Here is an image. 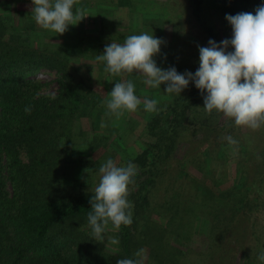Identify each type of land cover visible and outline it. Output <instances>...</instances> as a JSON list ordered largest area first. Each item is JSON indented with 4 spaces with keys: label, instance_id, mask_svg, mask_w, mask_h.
I'll use <instances>...</instances> for the list:
<instances>
[{
    "label": "trees",
    "instance_id": "trees-1",
    "mask_svg": "<svg viewBox=\"0 0 264 264\" xmlns=\"http://www.w3.org/2000/svg\"><path fill=\"white\" fill-rule=\"evenodd\" d=\"M19 1L0 0V264H116L140 249L144 264H264V127L208 113L194 82L169 95L136 73L102 82L83 63H100L106 36L147 32L164 41L158 67L195 74L199 47L230 40L226 16L254 13L258 0H78L89 16L54 41ZM128 81L161 110L142 103L119 125L105 101ZM108 159L137 169L133 223L110 222L98 241L88 214Z\"/></svg>",
    "mask_w": 264,
    "mask_h": 264
},
{
    "label": "clouds",
    "instance_id": "clouds-1",
    "mask_svg": "<svg viewBox=\"0 0 264 264\" xmlns=\"http://www.w3.org/2000/svg\"><path fill=\"white\" fill-rule=\"evenodd\" d=\"M78 0H32V15L35 22L45 30L63 35L69 25H78L87 11L74 6ZM233 29L232 38L221 43L209 40L208 47H199V68L193 74L188 71L180 74L174 67L164 70L157 66L154 59L161 53V39L147 32L129 35L123 43L113 41L106 45L104 53L98 55V61L106 62V70L112 75L136 73L145 77L144 83L152 88L166 85L167 94L181 95L190 82L204 96V109L208 113L214 110L229 119H234L236 126L253 131L264 127V5L251 12L227 15ZM229 47L234 51H229ZM105 101L109 112L117 119L125 112H136L143 103L144 110L157 113L155 99L143 101L135 94L133 82H118ZM54 98V97H53ZM30 112V108H25ZM224 139L230 145L238 141L232 136ZM99 182L91 197V210L88 223L93 229V236L98 241L104 240L109 223L115 230L133 223L132 209L129 201L130 185H135L137 169L128 162L120 166L113 159H108L99 168ZM110 244L119 240L109 237ZM144 250L135 253V259L124 258L116 264H144ZM264 261V253L259 256Z\"/></svg>",
    "mask_w": 264,
    "mask_h": 264
},
{
    "label": "rangeland",
    "instance_id": "rangeland-1",
    "mask_svg": "<svg viewBox=\"0 0 264 264\" xmlns=\"http://www.w3.org/2000/svg\"><path fill=\"white\" fill-rule=\"evenodd\" d=\"M23 1V2H22ZM22 1H19L20 3H24L25 5L23 6H21L20 8L21 9H23V10H26L27 12H29V13H31L32 14V8L34 7V5L32 4V0H22ZM29 1H31L30 3L31 4H29V5H27V3L29 2ZM94 1V2H93ZM25 2H27V3H25ZM88 2H90V3H95V0H88ZM261 5H264V0H258V7L259 6H261ZM253 14H255V12L253 13ZM153 22H155V20H153ZM105 24H106V30H108L109 28H110V26H111V24H112V22L109 20V21H106V22H104ZM143 25H145L144 23H142ZM34 26L35 27H37L36 28V30H37V32L39 33V37H40V35H42V32L46 35V33H47V30H45V29H43L41 26H39L36 22H35V20H34ZM151 30V28H148V31H150ZM155 30V29H154ZM49 31V30H48ZM51 32V31H50ZM153 32H157L156 30L155 31H153ZM129 32H127L126 34H124V37L126 36H129ZM36 36L38 35V34H35ZM67 36V33L65 34H63V35H58L57 33H53V32H51V36H50V38H48V39H50V40H52V41H54V40H56V39H60L61 37L63 38H65ZM35 37V36H34ZM67 38H69L68 36H67ZM108 36H106V39H105V41L104 42H107L108 43V45L110 44V41L109 40H111V39H109L108 40ZM71 40V39H70ZM51 44H53V43H51ZM51 47H54V45H52ZM99 55H100V53H99ZM94 58V57H93ZM92 61V60H91ZM94 62V61H93ZM84 63V65H85V68L86 69H88V70H91L92 68L93 69H95V70H97V72L99 73V78H100V81H102V82H104L105 81V77H108V79L106 80V81H111L112 82V78H111V73H109L107 70H103V67H101L102 66V63H103V61H100V63H97V62H94V64L92 63V62H89V63H85V62H83ZM82 63V64H83ZM39 80L40 81H42V82H52L53 80H54V76H50V75H46V74H43V75H41L40 77H39ZM56 88V85H54V84H52V86H51V89H55ZM131 114V113H130ZM129 114V115H130ZM136 115V114H135ZM117 124H122L123 123V121H122V117L120 118V119H118L117 120V122H116ZM130 126H132V124L128 121L127 122V130H130ZM137 130V131H136ZM135 130V132H130V136H128V138L130 139V141L133 139V137H134V135H138L140 132H141V128L140 127H137V129ZM129 141V142H130ZM128 142V143H129Z\"/></svg>",
    "mask_w": 264,
    "mask_h": 264
},
{
    "label": "crops",
    "instance_id": "crops-1",
    "mask_svg": "<svg viewBox=\"0 0 264 264\" xmlns=\"http://www.w3.org/2000/svg\"><path fill=\"white\" fill-rule=\"evenodd\" d=\"M30 2H31V1H29L28 3H27V2H25V3H27V5H29V4H31ZM93 2H94V1H93ZM93 2H92V3H93ZM22 5L24 6L25 4L22 3L20 6H22Z\"/></svg>",
    "mask_w": 264,
    "mask_h": 264
}]
</instances>
